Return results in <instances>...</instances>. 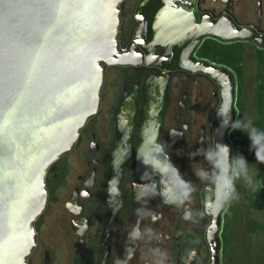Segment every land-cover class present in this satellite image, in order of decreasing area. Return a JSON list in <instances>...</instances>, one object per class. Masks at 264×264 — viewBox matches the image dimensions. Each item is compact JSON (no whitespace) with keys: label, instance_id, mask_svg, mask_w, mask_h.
<instances>
[{"label":"flooded vegetation","instance_id":"obj_1","mask_svg":"<svg viewBox=\"0 0 264 264\" xmlns=\"http://www.w3.org/2000/svg\"><path fill=\"white\" fill-rule=\"evenodd\" d=\"M119 8L115 59L129 63H102L97 112L80 128L73 147L48 167L47 204L35 221L36 244L27 263L114 264L124 253L140 196L157 215L155 221L145 217L141 228L147 225L161 235L167 264H228L221 230L230 205L221 213L215 262L208 238L215 211L195 223L186 221L180 209L143 185L158 186L155 168L170 158L197 186L191 207L203 209L204 188L192 175L188 154L219 141L217 112L223 108L226 73H212L213 68L233 76V118L243 117L249 99L256 104L255 125L264 128V0H122ZM204 30L246 36L223 39L208 33L197 40ZM125 131L127 141L115 149ZM237 132L242 133L226 131L233 152ZM116 157L123 159L117 174ZM52 206L58 211L51 235L42 238ZM150 245L132 246L129 264H146L143 252ZM243 256L245 264H255L249 251Z\"/></svg>","mask_w":264,"mask_h":264},{"label":"water","instance_id":"obj_2","mask_svg":"<svg viewBox=\"0 0 264 264\" xmlns=\"http://www.w3.org/2000/svg\"><path fill=\"white\" fill-rule=\"evenodd\" d=\"M121 1L0 0V264H28L47 204L48 167L97 112L102 63H129L115 59ZM208 33L246 36L204 30L197 40ZM211 72L226 73L223 108L233 117V76ZM227 130L221 126L219 141L229 144ZM126 141L125 131L115 149ZM122 161H114L116 174ZM223 209L208 234L215 262Z\"/></svg>","mask_w":264,"mask_h":264},{"label":"clouds","instance_id":"obj_3","mask_svg":"<svg viewBox=\"0 0 264 264\" xmlns=\"http://www.w3.org/2000/svg\"><path fill=\"white\" fill-rule=\"evenodd\" d=\"M217 116L221 126L246 135L248 151L253 154L254 163L249 162L242 152H233L229 144L220 141L189 153L192 175L204 188V207L201 210L191 207L192 193L197 190V186L185 179L170 158L163 159L155 168L160 177L158 186L143 185L153 194H158L163 203L180 209L182 218L193 223L208 211H218L245 197L255 199L261 190L257 164H264V129L258 128L250 118H233L230 110L223 108L218 110ZM137 203L135 222L128 226L126 232L124 253L114 264H129L134 255L132 246L137 242L150 245L153 241L157 243L146 247L143 252L146 264H167V250L159 246L161 235L147 225L141 228V221L145 217L155 221L157 215L146 207L147 201L142 197H137Z\"/></svg>","mask_w":264,"mask_h":264},{"label":"rangeland","instance_id":"obj_4","mask_svg":"<svg viewBox=\"0 0 264 264\" xmlns=\"http://www.w3.org/2000/svg\"><path fill=\"white\" fill-rule=\"evenodd\" d=\"M253 86H248V94L252 93ZM256 104L248 99L245 103V110L243 117L250 118L252 122L257 123L256 117ZM259 119V118H258ZM237 151L242 152L249 162L254 163V156L248 151L249 141L245 134H239L237 132ZM75 153L69 155V159L75 161ZM261 164H257L258 171ZM246 200L234 201L230 204V208L227 214L226 221L223 223L221 236L229 248L230 262L228 264H245L247 258L243 254L247 251L255 261V264L264 260V232L259 229L256 234H248L244 230V215L247 208L250 209L251 214L258 220L264 219V190L259 191L256 195V199L251 197H245ZM58 211L57 206H52L50 211L46 215V225L42 229V238H48L51 235V227L56 213ZM251 244V245H250ZM251 246V247H250Z\"/></svg>","mask_w":264,"mask_h":264},{"label":"trees","instance_id":"obj_5","mask_svg":"<svg viewBox=\"0 0 264 264\" xmlns=\"http://www.w3.org/2000/svg\"><path fill=\"white\" fill-rule=\"evenodd\" d=\"M258 174H259V177L261 178V185H260L261 191H263L264 190V164H261ZM246 228L249 232H252V233L256 232V230L259 228H261L264 231V221L259 222L256 218L251 216L250 210L248 209L247 216H246Z\"/></svg>","mask_w":264,"mask_h":264},{"label":"crops","instance_id":"obj_6","mask_svg":"<svg viewBox=\"0 0 264 264\" xmlns=\"http://www.w3.org/2000/svg\"><path fill=\"white\" fill-rule=\"evenodd\" d=\"M248 209H249V208H247L245 212H247V210H248ZM249 210H250V209H249ZM250 213H251V211H250ZM251 216H253V215H251ZM253 217H254V216H253ZM254 218H256V217H254ZM256 219H257V218H256ZM257 220H258V219H257ZM258 221H259V222H263V221H264V219H263V220H261V221H260V220H258ZM243 228H244V230L246 231V233H248V234H256V233H257V231H258L259 229H261V228H259V229H257V230H256V232H253V233H252V232H249V231L247 230V228H246V226H245V225H244V227H243ZM261 230H262V229H261ZM262 231H263V230H262ZM263 232H264V231H263Z\"/></svg>","mask_w":264,"mask_h":264},{"label":"bare ground","instance_id":"obj_7","mask_svg":"<svg viewBox=\"0 0 264 264\" xmlns=\"http://www.w3.org/2000/svg\"><path fill=\"white\" fill-rule=\"evenodd\" d=\"M214 214L216 215V219H217V212L215 211L214 213H213V217H214ZM215 218V217H214Z\"/></svg>","mask_w":264,"mask_h":264}]
</instances>
